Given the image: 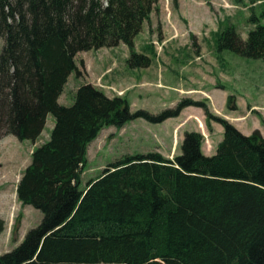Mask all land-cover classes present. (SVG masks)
I'll use <instances>...</instances> for the list:
<instances>
[{
  "label": "trees",
  "instance_id": "obj_1",
  "mask_svg": "<svg viewBox=\"0 0 264 264\" xmlns=\"http://www.w3.org/2000/svg\"><path fill=\"white\" fill-rule=\"evenodd\" d=\"M158 0H0V139L35 142L49 115L48 141L35 148L16 187L22 206L42 214L0 264H264V137L225 120L211 156L186 132L172 160L158 153L124 156L80 188L88 146L108 127L134 120L161 124L202 102L183 100L159 114L132 112L126 99L80 85L70 106L59 98L76 56L125 45L131 69L151 58L134 39ZM242 40L231 26L216 48L264 61V25ZM83 66V63H82ZM234 96L227 106L235 110ZM4 222L0 219V234Z\"/></svg>",
  "mask_w": 264,
  "mask_h": 264
},
{
  "label": "rangeland",
  "instance_id": "obj_2",
  "mask_svg": "<svg viewBox=\"0 0 264 264\" xmlns=\"http://www.w3.org/2000/svg\"><path fill=\"white\" fill-rule=\"evenodd\" d=\"M252 15L264 25V0H158L149 22L134 39L135 51L151 58L148 68H127L129 52L122 44L113 50L77 54L76 65L83 76H69L59 99L63 106L72 104L80 85L91 84L110 98L126 99L132 112L159 114L191 100L202 102L212 117L207 123L201 108L187 107L161 124L134 120L120 129L104 128L88 146L81 189L124 156L154 152L172 160L180 153L186 132L200 133L203 154L213 155L223 136L214 118L227 121L244 135L258 130L264 137V109L250 111L252 106L264 108V61L216 48L217 33L229 26L245 40L255 28L249 21ZM2 45L0 39V51ZM229 96H234V111L227 106ZM53 125L49 115L35 142L13 136L0 139V217L4 222L0 255L16 248L41 222L42 214L22 206L15 190L32 152L48 141Z\"/></svg>",
  "mask_w": 264,
  "mask_h": 264
},
{
  "label": "crops",
  "instance_id": "obj_3",
  "mask_svg": "<svg viewBox=\"0 0 264 264\" xmlns=\"http://www.w3.org/2000/svg\"><path fill=\"white\" fill-rule=\"evenodd\" d=\"M183 1V3L185 2V0H182ZM113 50V49H112ZM112 52V51H111ZM126 61V60H125ZM127 68H129L128 66H126ZM126 68V69H127ZM60 99V98H59ZM59 102V101H58ZM60 104V103H59ZM254 109H256V110H254ZM260 109H264V108H261V107H254V106H252V108H251V110L250 111H257V110H260ZM47 119H48V117H47ZM46 122H47V120H46ZM54 126V125H53ZM16 191V190H15ZM0 219H1V217H0Z\"/></svg>",
  "mask_w": 264,
  "mask_h": 264
}]
</instances>
